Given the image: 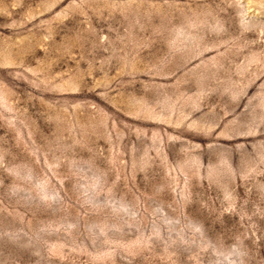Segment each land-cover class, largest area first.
I'll return each mask as SVG.
<instances>
[{
    "label": "rangeland",
    "instance_id": "1",
    "mask_svg": "<svg viewBox=\"0 0 264 264\" xmlns=\"http://www.w3.org/2000/svg\"><path fill=\"white\" fill-rule=\"evenodd\" d=\"M0 264H264V0H0Z\"/></svg>",
    "mask_w": 264,
    "mask_h": 264
}]
</instances>
